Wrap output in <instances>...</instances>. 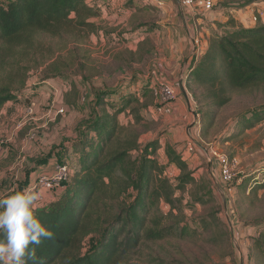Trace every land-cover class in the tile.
Segmentation results:
<instances>
[{
    "label": "rangeland",
    "instance_id": "rangeland-1",
    "mask_svg": "<svg viewBox=\"0 0 264 264\" xmlns=\"http://www.w3.org/2000/svg\"><path fill=\"white\" fill-rule=\"evenodd\" d=\"M229 1L214 0L212 11L226 8L221 20L234 18L242 26L257 21L256 12L248 7H224ZM137 2L98 0L100 17L93 21L100 28L95 33L78 34V37L67 33L60 37L36 35L29 59L20 60L25 67L31 66L25 87L17 101L7 103L0 110V139L6 141L0 155V196L33 187L38 176L50 172L46 167L49 162L54 168L57 163L67 162L74 169L79 156L75 144L80 140L84 122L91 116L98 90H114L116 96L106 102L109 110H113L111 103L119 106L122 95L132 94L150 105L143 103L140 108L143 120L139 123L128 113L120 116L121 122H131L140 133L141 144L159 138L156 156L162 163L168 161L166 145H173L196 171L195 178L210 184L213 199L200 203L186 192V222L200 233L184 239L170 237L146 242L129 256L128 264H255L252 245L264 226V188H258L255 194L251 187L255 182H264V117L252 124L246 119L251 114L247 115L248 111L264 112L261 109L264 85L248 91L226 89L223 95L231 100L218 106L207 85L188 80L190 68H186L184 90L178 82L174 83L178 97L184 104L188 102L185 115L174 120L173 114H159L152 104V94L146 100L141 88L147 82L155 84L157 78L153 72L160 70V62L168 56L172 37L163 31L169 26V12L150 0L146 5L144 0ZM216 31L213 29V33ZM54 62L68 63V70L46 80L45 71ZM6 75L5 70H0V81ZM32 108L34 111L30 112ZM189 142L194 151L187 149ZM222 155L233 164L232 183H224L220 177ZM171 168L174 171L168 170L167 175L176 183L180 171L175 166ZM243 179L249 182L246 191L238 186ZM56 189L35 191L41 197L36 205L49 204L50 198L46 197L55 195ZM134 194L131 190L124 199L131 203ZM199 195L208 199L204 193ZM218 207L230 235L228 245L223 239L214 244L210 233L202 232L201 219ZM162 209L167 212L169 207L162 204Z\"/></svg>",
    "mask_w": 264,
    "mask_h": 264
},
{
    "label": "trees",
    "instance_id": "trees-1",
    "mask_svg": "<svg viewBox=\"0 0 264 264\" xmlns=\"http://www.w3.org/2000/svg\"><path fill=\"white\" fill-rule=\"evenodd\" d=\"M258 2L264 0H230L224 7L241 9ZM97 5L98 0H0V70L7 72L0 81V110L17 101L25 87L31 66L25 67L20 60L29 59L36 35L60 37L67 33L78 37L95 33L100 28L93 21L100 17ZM234 20L216 24L217 31L211 34L205 51L188 74L190 82L198 80L209 87L218 106L231 100L223 95L226 89L248 91L264 85V23L257 18L255 26L244 27ZM67 67L68 63L50 64L45 79L63 75ZM141 89L146 100L152 94L150 103L156 107L151 82ZM113 91L96 92L91 116L75 144L79 156L74 169L67 162L60 164L68 166V178L49 204L35 206L34 214L54 233L52 239L42 240L39 246L30 245L36 248V264H128L129 256L146 242L184 239L200 233L186 222L185 193L205 204L213 199L210 184L195 178L196 171L173 145H166L168 161L162 163L156 156L159 138L141 144L140 133L130 121L121 122L120 116L128 113L139 123L143 120V100L124 94L119 106L111 103L113 110H109L106 102L116 96ZM261 109L264 111V106ZM248 114L246 121L251 124L264 117L260 109ZM174 166L180 171L176 183L167 175ZM248 184L243 179L238 186L246 191ZM258 188H264V182H255L251 192L257 194ZM131 190L135 191L134 199L128 203L124 197ZM162 204L169 207L167 212ZM219 213L218 207L201 219L202 232L210 233L212 243L223 239L228 245L230 235ZM89 238L91 242L86 243ZM252 246L255 264H264V226Z\"/></svg>",
    "mask_w": 264,
    "mask_h": 264
},
{
    "label": "crops",
    "instance_id": "crops-1",
    "mask_svg": "<svg viewBox=\"0 0 264 264\" xmlns=\"http://www.w3.org/2000/svg\"><path fill=\"white\" fill-rule=\"evenodd\" d=\"M137 1V3H139V0ZM147 1L149 0H144L143 5H146L148 3ZM162 2V9H164L165 12L168 10V21H170L168 22V27L165 25L168 29L166 28L163 32L166 36L169 33V38L171 39L172 37V40L171 46L167 49L168 56L162 59L160 62L161 64H159V69L163 71L166 78L170 79L173 83L178 82L181 87L185 70H187L186 68L193 67L196 62L199 61L207 47L208 39L213 33V29L217 30L216 23L218 21L220 23H226L228 21L226 18L221 20V18H224L223 15L226 14V8H222L218 11L200 10L199 12H194L189 7L184 6L182 0H162ZM248 8L254 13L256 12L255 18H259V20L264 23V2L254 3L248 6ZM252 23L253 24L245 25L244 27H253L256 25L257 21ZM162 35L164 37L163 33ZM186 103L188 105V102ZM185 104L182 98L178 99L175 105V113L173 114L174 120H180L182 116L185 115V107H187ZM34 107L36 108V105H34ZM57 164L54 168L52 162H49L46 167L49 168L50 172L44 175H52L56 170ZM37 172L41 173L40 170ZM39 198L41 199L40 196ZM46 198H50L51 201L55 198V195L51 193Z\"/></svg>",
    "mask_w": 264,
    "mask_h": 264
},
{
    "label": "clouds",
    "instance_id": "clouds-1",
    "mask_svg": "<svg viewBox=\"0 0 264 264\" xmlns=\"http://www.w3.org/2000/svg\"><path fill=\"white\" fill-rule=\"evenodd\" d=\"M39 200L33 190L0 196V264H36V248L54 233L34 214Z\"/></svg>",
    "mask_w": 264,
    "mask_h": 264
},
{
    "label": "built area",
    "instance_id": "built-area-1",
    "mask_svg": "<svg viewBox=\"0 0 264 264\" xmlns=\"http://www.w3.org/2000/svg\"><path fill=\"white\" fill-rule=\"evenodd\" d=\"M152 3L163 5L162 0H150ZM182 4L189 7L193 11L206 10L210 11L214 6V0H182ZM256 19V18H255ZM155 78H157L155 84L152 85L153 95L156 100V110L159 114L171 115L174 114L175 105L179 99V92L174 83L165 77L162 70H155L153 72ZM33 108L30 112H33ZM5 140L0 139V155L3 152ZM187 149L194 151L192 142L188 143ZM220 177L224 183H230L234 179V168L232 162H230L225 155L221 156L219 161ZM69 168L65 165H58L56 171L52 175H42L37 178L33 187H29L28 190L36 191L38 189H56L62 186L64 180L68 178Z\"/></svg>",
    "mask_w": 264,
    "mask_h": 264
},
{
    "label": "water",
    "instance_id": "water-1",
    "mask_svg": "<svg viewBox=\"0 0 264 264\" xmlns=\"http://www.w3.org/2000/svg\"><path fill=\"white\" fill-rule=\"evenodd\" d=\"M181 88H182V90H184V87H183V85L181 84Z\"/></svg>",
    "mask_w": 264,
    "mask_h": 264
}]
</instances>
